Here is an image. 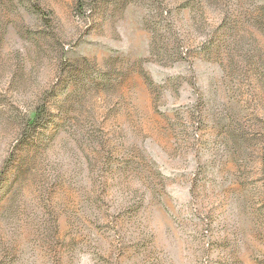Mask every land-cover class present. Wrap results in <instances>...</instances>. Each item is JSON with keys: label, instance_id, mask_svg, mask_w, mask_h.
Masks as SVG:
<instances>
[{"label": "rangeland", "instance_id": "374dc122", "mask_svg": "<svg viewBox=\"0 0 264 264\" xmlns=\"http://www.w3.org/2000/svg\"><path fill=\"white\" fill-rule=\"evenodd\" d=\"M0 264H264V0H0Z\"/></svg>", "mask_w": 264, "mask_h": 264}, {"label": "trees", "instance_id": "16d2710c", "mask_svg": "<svg viewBox=\"0 0 264 264\" xmlns=\"http://www.w3.org/2000/svg\"><path fill=\"white\" fill-rule=\"evenodd\" d=\"M36 8H38V7H36ZM35 13H37V14L40 13V14H41L42 11H41V9H37V10L35 11Z\"/></svg>", "mask_w": 264, "mask_h": 264}]
</instances>
